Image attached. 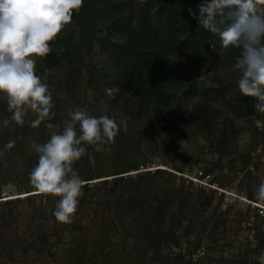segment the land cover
Here are the masks:
<instances>
[{"label":"rangeland","instance_id":"rangeland-1","mask_svg":"<svg viewBox=\"0 0 264 264\" xmlns=\"http://www.w3.org/2000/svg\"><path fill=\"white\" fill-rule=\"evenodd\" d=\"M106 34L104 31L96 38ZM239 54L235 48L222 51L218 38L213 48L202 55L201 69L191 77L199 87L208 90L220 82L230 83L232 87L227 96H239L243 103L253 107V98L242 97L238 91L240 73L234 70V65ZM52 72L54 75L56 70ZM208 93L210 102L222 108L220 97L214 98L210 90ZM55 94L57 101L51 112H60L62 118L76 107L96 117L106 114L94 101L84 70L72 95L66 91ZM0 103L7 106L3 95ZM122 113L118 109L117 113L107 115L120 123ZM11 115L8 107L0 106V135L7 129L23 131L26 126L30 133L40 127L51 134L58 132V126L47 119L38 128L30 127L35 119L32 113L25 117L23 127L12 122ZM5 119L10 121L7 126L3 124ZM235 124L242 129L230 141L236 149L221 160L217 159L204 132L186 127L181 135L162 136L156 142L141 144L149 165L127 172L119 169L117 172L121 173L116 175L113 173L117 161L111 141L104 145L102 152L82 145L86 147V154L75 163V170L82 179L88 169L101 177L84 180L90 182V190L84 194L89 207L76 223L78 231L71 224L66 228L65 223L56 221L52 215L54 200L43 196L36 198L33 206L27 203L24 198L27 194L20 185L29 182V173L35 166L25 151H30V141L17 140L8 149L5 145L12 140L0 136V151L4 153L0 156V196L15 198L19 192V197L23 196L10 206H0V264H259L257 257L264 251V244L252 236V221L257 222L263 233L264 203L257 201L254 193L264 179V114L254 110L252 114L235 118ZM207 168L212 173L207 174ZM156 169L162 171L154 178L145 172L153 174ZM119 176L123 177L113 179ZM106 179L108 184L104 183ZM147 184L151 191L144 193L143 187ZM112 190L119 192L118 207L113 204ZM179 200L187 208L189 220L177 230L179 246L150 241L152 210L166 204L175 210ZM40 202L44 210L38 214ZM139 227L145 229L140 240L137 239Z\"/></svg>","mask_w":264,"mask_h":264},{"label":"trees","instance_id":"trees-1","mask_svg":"<svg viewBox=\"0 0 264 264\" xmlns=\"http://www.w3.org/2000/svg\"><path fill=\"white\" fill-rule=\"evenodd\" d=\"M202 2L203 0H84L82 8L73 13L72 22L51 42L52 51L45 58H37V75L48 84L54 105L57 101L56 92L66 91L70 95L74 93L77 79L84 70L86 85L100 108L103 101L109 106L106 114L117 113L118 109L123 112L121 122L126 123V128L121 122L118 123L121 125L120 131L110 142L117 161L113 175L121 173L117 172L119 169H127L122 171L127 172L138 170L140 166L147 167L148 156L143 154L140 145L156 142L162 136L181 135L186 127L187 130H198L206 134L218 160L236 149L235 144L231 145L230 141L235 140L242 129L235 124V118L252 114L253 107L247 102L243 103L239 96L228 97L227 92L232 85L220 82L209 89L214 98L221 99L223 107L217 108L208 98L209 90L199 87L191 77L194 71L201 69L202 55L211 50L219 38L202 28L198 29L197 21L189 12V8L198 9ZM104 31L108 35L96 38ZM176 56L179 57L178 60L172 61ZM53 70H56L54 75ZM4 105L0 103L1 108L7 109L8 105ZM224 109H227V113ZM52 113L55 115L46 121L57 125L59 133L68 115L65 113L62 118L60 112L53 110ZM0 136L20 142L36 139L35 142L43 144L50 139L51 133L41 127L30 133L26 126L23 131L18 128L7 129ZM25 151L31 165H36L38 155L32 149ZM73 167L76 169L75 164ZM161 171L162 169H156L153 174L145 172L154 178ZM212 171L207 168L205 172L210 174ZM99 177L101 176H96L88 169L83 180L90 181ZM120 177L123 176L113 179ZM23 183L20 187L27 194L24 198L33 206L36 198L43 195L32 190L29 182ZM104 183L108 184V180ZM89 184L90 182L85 183L84 194L90 190ZM150 191V184L143 187L144 193ZM16 195H21V192ZM111 197L115 207H118L119 192L112 190ZM22 198L23 196L2 199L0 196V206H10L14 200ZM51 199L54 200V211L59 198H46ZM41 202L38 214L44 210ZM174 202L175 200L171 204ZM88 207L86 196L83 195L72 220L73 224L65 223V227L69 228L71 224L74 229H80L76 223ZM35 210L33 215L36 216ZM187 212L180 200L175 210L167 204L156 206L152 210L148 229L150 241H165L175 247L179 246L177 230L184 221H189ZM138 229L137 239L140 240L144 237L145 229ZM252 231V236L264 244V232H261V227L255 220L252 221Z\"/></svg>","mask_w":264,"mask_h":264},{"label":"clouds","instance_id":"clouds-1","mask_svg":"<svg viewBox=\"0 0 264 264\" xmlns=\"http://www.w3.org/2000/svg\"><path fill=\"white\" fill-rule=\"evenodd\" d=\"M84 0H0V95L6 97L11 121L23 127L25 117L35 116L30 127L38 128L55 114L47 83L37 75V58H45L53 42L78 12ZM198 29L219 37L222 51L239 49L234 70L240 75L238 91L253 98L255 111L264 114V0H203L198 9L189 8ZM109 106L101 101V112ZM62 131L53 132L47 142L30 141L38 163L29 173L31 186L44 197L59 198L52 215L58 222L71 223L84 195L85 181L74 164L96 152L118 135L121 125L109 115L99 117L76 107L69 110ZM9 120L3 121L4 126ZM126 128V123L121 122ZM52 127V125H48ZM15 141L5 148L11 149ZM0 151V156H3ZM257 201L264 203V179L255 189ZM264 264V251L257 257Z\"/></svg>","mask_w":264,"mask_h":264},{"label":"bare ground","instance_id":"bare-ground-1","mask_svg":"<svg viewBox=\"0 0 264 264\" xmlns=\"http://www.w3.org/2000/svg\"><path fill=\"white\" fill-rule=\"evenodd\" d=\"M38 193V192H37ZM19 197V196H18Z\"/></svg>","mask_w":264,"mask_h":264}]
</instances>
